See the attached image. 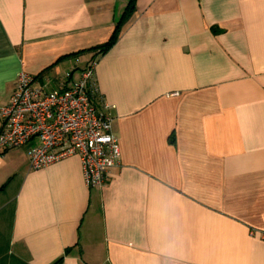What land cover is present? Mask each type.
<instances>
[{"label": "crops", "instance_id": "obj_1", "mask_svg": "<svg viewBox=\"0 0 264 264\" xmlns=\"http://www.w3.org/2000/svg\"><path fill=\"white\" fill-rule=\"evenodd\" d=\"M128 2L0 0V106L93 60L120 148L93 188L77 156L5 151L0 264H264V0H135L93 49Z\"/></svg>", "mask_w": 264, "mask_h": 264}, {"label": "built area", "instance_id": "obj_2", "mask_svg": "<svg viewBox=\"0 0 264 264\" xmlns=\"http://www.w3.org/2000/svg\"><path fill=\"white\" fill-rule=\"evenodd\" d=\"M94 66L90 61L64 90L46 91L20 72L9 100L0 106V156L36 140L27 150L30 168L77 156L85 184L103 186L109 169L120 163V148L106 113L111 105L93 97Z\"/></svg>", "mask_w": 264, "mask_h": 264}, {"label": "trees", "instance_id": "obj_3", "mask_svg": "<svg viewBox=\"0 0 264 264\" xmlns=\"http://www.w3.org/2000/svg\"><path fill=\"white\" fill-rule=\"evenodd\" d=\"M135 0H129L128 5L126 6L120 20L116 23L113 33L111 34L110 38L103 44L98 45L96 47H94L93 49H98L99 52H103L105 50H107L117 39L123 24L128 20V18L130 17V15L132 14V10H133V4H134ZM78 53H75L71 56H76ZM96 96H98L97 94H95L93 97L96 98ZM59 262L56 261L53 264H57Z\"/></svg>", "mask_w": 264, "mask_h": 264}]
</instances>
